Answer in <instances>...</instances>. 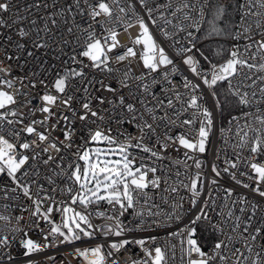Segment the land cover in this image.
<instances>
[{
	"label": "snow or ice",
	"instance_id": "1",
	"mask_svg": "<svg viewBox=\"0 0 264 264\" xmlns=\"http://www.w3.org/2000/svg\"><path fill=\"white\" fill-rule=\"evenodd\" d=\"M158 229L264 264V0H0V264H175Z\"/></svg>",
	"mask_w": 264,
	"mask_h": 264
},
{
	"label": "built area",
	"instance_id": "2",
	"mask_svg": "<svg viewBox=\"0 0 264 264\" xmlns=\"http://www.w3.org/2000/svg\"><path fill=\"white\" fill-rule=\"evenodd\" d=\"M62 2V0H61ZM124 39V37H122V40ZM216 139V137H214V140ZM209 160H211V155H209ZM167 163V162H166ZM182 195H186L185 193L181 192ZM163 195H168L169 196V204L171 203V201L173 199H178V196L176 194H173V193H159V194H153V202L156 203L157 205H159V207L161 209H163L164 211H168L169 210V205L168 204H165L163 203L162 199H161V196ZM185 209L187 210L189 208V205L187 202H185V205H184ZM155 210V209H154ZM192 211H196V209H192ZM168 230L166 229H158L156 230V232L152 233V234H155V235H158L160 236L162 239L158 240L157 243H160V244H165V243H176L177 244V259L175 261V264H179V243L178 241H176L175 239H163V237L166 236V232ZM140 255H142V253H139ZM69 260H71V264H77V261L75 259H72L71 257L68 258ZM57 264H67V261H64L60 258V256L57 257Z\"/></svg>",
	"mask_w": 264,
	"mask_h": 264
},
{
	"label": "trees",
	"instance_id": "3",
	"mask_svg": "<svg viewBox=\"0 0 264 264\" xmlns=\"http://www.w3.org/2000/svg\"><path fill=\"white\" fill-rule=\"evenodd\" d=\"M225 126H226V122H225Z\"/></svg>",
	"mask_w": 264,
	"mask_h": 264
}]
</instances>
